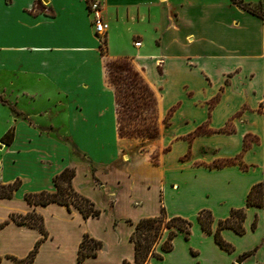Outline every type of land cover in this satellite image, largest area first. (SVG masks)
Here are the masks:
<instances>
[{
    "label": "crops",
    "instance_id": "0c3cea01",
    "mask_svg": "<svg viewBox=\"0 0 264 264\" xmlns=\"http://www.w3.org/2000/svg\"><path fill=\"white\" fill-rule=\"evenodd\" d=\"M88 1L27 0L18 12L17 0H5L0 77L25 81L14 91L39 97L63 135L0 105V138L12 133L9 142L0 140V182L20 181L11 198H0V222L7 220L0 264L24 258L38 240L29 264L131 261L133 223L160 211L188 220L189 232L177 231L168 251L156 245L160 258L149 264H264V200L245 204L250 186L264 178V22L231 0H96L106 22L98 35ZM242 1L264 10V0ZM107 59L127 61L155 95L158 114L167 112L165 131L146 143L147 152L139 151L144 138L118 132ZM220 161L230 162L209 165ZM65 167L97 216L24 201L25 193L53 190L52 176ZM237 208L243 232L221 228L225 250L196 215L207 210L213 232ZM31 211L45 237L8 220ZM83 234L101 246L76 262Z\"/></svg>",
    "mask_w": 264,
    "mask_h": 264
},
{
    "label": "trees",
    "instance_id": "16d2710c",
    "mask_svg": "<svg viewBox=\"0 0 264 264\" xmlns=\"http://www.w3.org/2000/svg\"><path fill=\"white\" fill-rule=\"evenodd\" d=\"M233 3L239 5L242 9L254 14L264 22V10L260 3L248 4L242 0H231ZM115 104L117 105V98L114 94ZM117 112V109H116ZM118 132L121 134V126L117 117ZM11 130H7L0 138L4 143L11 139ZM122 135V134H121ZM124 135V134H123ZM73 176V169L65 167L58 173L52 176L53 190H41L38 192L25 193L23 195L24 201L29 205H46L50 202L63 205L66 209L73 206L78 210L83 218L94 217L99 214V210L84 196L76 192L71 187V178ZM20 181L15 179L10 183L0 182V198L9 199L13 191L19 186ZM264 200V178L250 186L246 193L245 204L260 206ZM244 218L243 208L231 209L229 216L224 220H218L216 228L212 232L210 230L211 216L207 210H200L196 215V220L200 228L212 233L215 243L222 249L229 250V245L225 243L220 235L219 230L224 227L231 228L236 233H242V220ZM8 220L16 224H23L28 227L36 228L45 237V231L42 225L41 217L34 212H27L25 214L12 213L8 216ZM7 222V220L0 222V228ZM190 222L180 216L166 217L163 212L156 216L142 217L133 223V228L128 235V241L132 244V259L131 261L122 260L120 264H149V257L160 258V254L155 251L156 245L159 244L161 252L171 249V240L177 231H181L184 235L189 232ZM164 234V238H162ZM40 240L34 243L33 249L22 259L13 258V264H29L36 247ZM101 242L99 240L83 234L78 243L76 250V262L88 256H94L96 251L100 248Z\"/></svg>",
    "mask_w": 264,
    "mask_h": 264
},
{
    "label": "rangeland",
    "instance_id": "374dc122",
    "mask_svg": "<svg viewBox=\"0 0 264 264\" xmlns=\"http://www.w3.org/2000/svg\"><path fill=\"white\" fill-rule=\"evenodd\" d=\"M105 61L106 81L117 98L116 109L121 134L144 138L145 141L139 144V151L147 152L146 143L157 138L160 132L165 131L167 112L158 114L155 95L144 85L139 74L132 69L127 61L108 59ZM7 78L0 77V105L6 112L11 117L37 125L40 130L51 132L55 136L63 135L61 128L52 129L51 122L56 119L57 115L52 119L51 110H48L39 97L31 96L25 91H14V86L25 83V81L8 84L5 81ZM229 162H212L209 165L222 166ZM165 164L168 167L173 165L168 162Z\"/></svg>",
    "mask_w": 264,
    "mask_h": 264
},
{
    "label": "built area",
    "instance_id": "2783aa9c",
    "mask_svg": "<svg viewBox=\"0 0 264 264\" xmlns=\"http://www.w3.org/2000/svg\"><path fill=\"white\" fill-rule=\"evenodd\" d=\"M88 14L90 16L93 31L101 35L106 29V22L102 18L101 5L96 0H89L87 3ZM139 42H134V45H138Z\"/></svg>",
    "mask_w": 264,
    "mask_h": 264
},
{
    "label": "snow or ice",
    "instance_id": "6c2138e0",
    "mask_svg": "<svg viewBox=\"0 0 264 264\" xmlns=\"http://www.w3.org/2000/svg\"><path fill=\"white\" fill-rule=\"evenodd\" d=\"M19 12L22 7H27V0H17ZM5 25V0H0V34H2Z\"/></svg>",
    "mask_w": 264,
    "mask_h": 264
}]
</instances>
